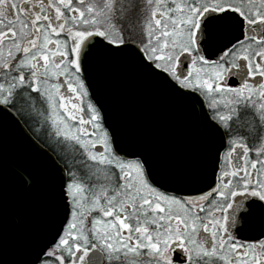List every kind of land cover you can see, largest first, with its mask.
<instances>
[{
  "label": "snow or ice",
  "instance_id": "snow-or-ice-1",
  "mask_svg": "<svg viewBox=\"0 0 264 264\" xmlns=\"http://www.w3.org/2000/svg\"><path fill=\"white\" fill-rule=\"evenodd\" d=\"M124 60L200 107L217 141L200 195L93 102V72ZM23 125L65 161V216L39 246L35 176L0 168V264H264V0H0V138Z\"/></svg>",
  "mask_w": 264,
  "mask_h": 264
},
{
  "label": "water",
  "instance_id": "water-1",
  "mask_svg": "<svg viewBox=\"0 0 264 264\" xmlns=\"http://www.w3.org/2000/svg\"><path fill=\"white\" fill-rule=\"evenodd\" d=\"M93 84V102L99 100L105 106L120 135L121 147L126 152L147 150L155 169L171 188L182 189L185 195H200L212 175L208 158L217 145L204 130L200 107L193 112L190 100H174L158 81L128 60L101 62L93 72ZM56 166L63 167L24 125L10 127L6 137L0 138V168L5 170L10 184L14 167L26 168L35 176L31 207L39 246L55 236L65 216L56 204ZM195 166L199 172L193 177L191 170ZM5 226L11 233V216ZM24 258L30 259L31 255Z\"/></svg>",
  "mask_w": 264,
  "mask_h": 264
},
{
  "label": "flooded vegetation",
  "instance_id": "flooded-vegetation-1",
  "mask_svg": "<svg viewBox=\"0 0 264 264\" xmlns=\"http://www.w3.org/2000/svg\"><path fill=\"white\" fill-rule=\"evenodd\" d=\"M224 33L225 34H232L234 33V29H225L224 30ZM213 59H215V55L212 56ZM87 101H85L86 103ZM205 110L207 111V108H205ZM23 123V122H22ZM25 128L28 130V132L42 145L44 146L45 148H47L54 156L55 158L57 159V161L64 167L65 165V161L63 159H61L56 152H53L52 149L48 146V144L44 143V137H42L41 135L39 134H35L33 133V131L27 126V125H24ZM223 151V150H221ZM74 156V152L72 150H69L68 149V157L69 159H72Z\"/></svg>",
  "mask_w": 264,
  "mask_h": 264
},
{
  "label": "rangeland",
  "instance_id": "rangeland-1",
  "mask_svg": "<svg viewBox=\"0 0 264 264\" xmlns=\"http://www.w3.org/2000/svg\"><path fill=\"white\" fill-rule=\"evenodd\" d=\"M68 149H69V150H72L71 145H68ZM72 151H73V150H72Z\"/></svg>",
  "mask_w": 264,
  "mask_h": 264
}]
</instances>
